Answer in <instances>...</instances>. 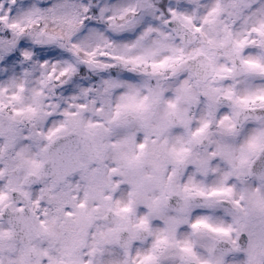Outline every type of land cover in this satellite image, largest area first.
Returning <instances> with one entry per match:
<instances>
[{
	"label": "snow or ice",
	"instance_id": "6c2138e0",
	"mask_svg": "<svg viewBox=\"0 0 264 264\" xmlns=\"http://www.w3.org/2000/svg\"><path fill=\"white\" fill-rule=\"evenodd\" d=\"M0 264H264V0H0Z\"/></svg>",
	"mask_w": 264,
	"mask_h": 264
}]
</instances>
